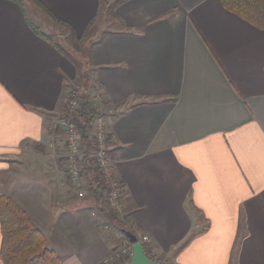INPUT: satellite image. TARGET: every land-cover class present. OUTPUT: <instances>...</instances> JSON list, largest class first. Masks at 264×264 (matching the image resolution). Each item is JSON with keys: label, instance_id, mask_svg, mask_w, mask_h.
Wrapping results in <instances>:
<instances>
[{"label": "crops", "instance_id": "0c3cea01", "mask_svg": "<svg viewBox=\"0 0 264 264\" xmlns=\"http://www.w3.org/2000/svg\"><path fill=\"white\" fill-rule=\"evenodd\" d=\"M38 1L77 38L96 21L83 60L72 54L79 67L29 22L64 51L48 32L68 42L67 27L29 0H0V197L59 264L110 255L106 219L70 198L47 138L86 72L105 99L125 228L148 236L161 264H264V31L220 0H125L115 18L106 4L119 0Z\"/></svg>", "mask_w": 264, "mask_h": 264}, {"label": "trees", "instance_id": "16d2710c", "mask_svg": "<svg viewBox=\"0 0 264 264\" xmlns=\"http://www.w3.org/2000/svg\"><path fill=\"white\" fill-rule=\"evenodd\" d=\"M125 0H119L112 5L106 4L107 14L111 18H115L116 7ZM42 14L49 19L53 20L58 25H64V23L58 21L53 17L51 13L40 3L38 0H29ZM222 7L238 16L245 22L249 23L257 30L264 31V0H220ZM96 19H92L90 24L84 30L80 38L75 39V36L68 25H64L69 29V45L73 53L77 54V57L83 58V48L87 42V36L91 32ZM29 26L32 30L40 36L48 40L57 50L64 53L68 58L70 57L75 65L80 66V62L75 60L76 57L70 55L55 45L52 39L43 35L35 26L29 22ZM80 61V60H79ZM86 72H81L79 86H76L78 91V125L81 132L83 142L86 145L88 151H91L92 145L88 139V133L91 128L92 121L95 118V112L90 106V91L91 85L88 81ZM94 90V88H93ZM85 169V179L87 182V190L89 192L86 203L98 211L109 225L119 229L123 228L132 232L125 225L119 222L120 220L115 214L109 212L104 208V195L107 192L106 186L101 180L100 175L95 170L93 164L88 159L83 160ZM0 229H1V246H0V260L2 264H59L60 260L51 250L46 248V239L44 234L35 226L30 217L25 211L18 206L15 202L7 197H0ZM133 233V232H132ZM199 233L192 234L181 248L186 247L193 238L197 237ZM179 250V251H180ZM124 264H126L124 262Z\"/></svg>", "mask_w": 264, "mask_h": 264}, {"label": "built area", "instance_id": "2783aa9c", "mask_svg": "<svg viewBox=\"0 0 264 264\" xmlns=\"http://www.w3.org/2000/svg\"><path fill=\"white\" fill-rule=\"evenodd\" d=\"M65 113L49 124L48 139L53 150L58 151L64 175L68 182L71 193L79 200L89 197L87 182L85 179L84 159L92 162L95 170L100 175L106 186L107 192L104 195V207L119 219L123 218L125 207V189L121 178L118 176L116 161L110 154L111 139L108 135L107 123L103 114L104 96L100 89H94L90 95V106L95 112L88 139L91 142L92 150L88 151L83 142L78 125V91L71 89L67 95ZM124 224V222H123ZM104 228L110 232L113 240L112 252L108 257L102 259L99 264H115L128 261L131 258V246L121 234L119 229L104 222ZM124 229V228H123ZM138 242L143 246L144 253L153 264L158 262L157 254L151 247L149 238L146 235H138Z\"/></svg>", "mask_w": 264, "mask_h": 264}, {"label": "rangeland", "instance_id": "374dc122", "mask_svg": "<svg viewBox=\"0 0 264 264\" xmlns=\"http://www.w3.org/2000/svg\"><path fill=\"white\" fill-rule=\"evenodd\" d=\"M97 28H99L100 27V29L102 28L103 30L104 29H109V27H111V25H109V21H108V19L106 20V21H104V18H103V16L100 14L99 16H97ZM53 30L55 31V32H48V34L50 35V36H52L55 40H56V42L58 43V44H60L67 52H69L71 55L73 54V51L71 50V47H70V45H69V41L67 42V39H61V38H59V36H57L58 34L56 33L57 31H56V28H54L53 27ZM92 30V29H91ZM99 29H97V31H98ZM59 31V33L61 32L63 35H65L66 34V31H62V30H58ZM97 31H96V33H97ZM100 31V30H99ZM58 37V38H57ZM75 39H78L77 37H75ZM68 43V44H67ZM86 51H87V49L85 48V50L83 51V57H85V54H86ZM75 54V53H74ZM72 56H74V55H72ZM79 60L80 61H82L83 59H81L80 57H79ZM69 195H70V198L74 201V202H79V201H81V202H85V200H87V199H85V200H79V199H76V197L71 193V191L69 190ZM125 213V212H124ZM124 216H125V214L123 215V218L120 216V218H119V222H121L122 224H123V222L124 221H126L125 219H124ZM137 236V235H136ZM157 258H158V262L161 264V261L163 260L162 259V257H160L159 255H157ZM124 262L125 263H128L129 262V260L128 261H122V262H120V263H115V264H124Z\"/></svg>", "mask_w": 264, "mask_h": 264}, {"label": "water", "instance_id": "95a60500", "mask_svg": "<svg viewBox=\"0 0 264 264\" xmlns=\"http://www.w3.org/2000/svg\"><path fill=\"white\" fill-rule=\"evenodd\" d=\"M121 234L124 235L131 246V258L126 264H153L145 255L143 246L138 242L135 234L126 229H122Z\"/></svg>", "mask_w": 264, "mask_h": 264}]
</instances>
